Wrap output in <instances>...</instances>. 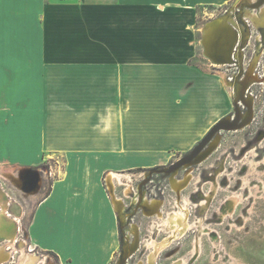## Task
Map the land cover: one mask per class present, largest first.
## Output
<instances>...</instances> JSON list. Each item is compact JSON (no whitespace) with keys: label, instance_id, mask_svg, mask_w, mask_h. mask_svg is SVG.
Returning <instances> with one entry per match:
<instances>
[{"label":"crops","instance_id":"1","mask_svg":"<svg viewBox=\"0 0 264 264\" xmlns=\"http://www.w3.org/2000/svg\"><path fill=\"white\" fill-rule=\"evenodd\" d=\"M227 1L3 0L0 185L20 214L7 212L16 218L9 222L24 220L34 201L22 224L27 247L56 264H111L121 236L106 177L114 182L111 174L170 159L160 141L186 151L208 131L223 80L189 64L198 53L182 18ZM76 43L88 48L66 51ZM181 88L189 91L179 100ZM49 162L55 177L47 193L46 175L37 187L31 175L28 190L10 196L9 177L16 186L21 173L42 175Z\"/></svg>","mask_w":264,"mask_h":264},{"label":"rangeland","instance_id":"2","mask_svg":"<svg viewBox=\"0 0 264 264\" xmlns=\"http://www.w3.org/2000/svg\"><path fill=\"white\" fill-rule=\"evenodd\" d=\"M253 1L228 0L222 5L199 7L191 15L183 14L186 25L192 27L198 53L189 64H196L223 80L218 109L216 114L209 112L204 130L209 131L224 117L234 116L236 105L240 119L250 116L251 120L240 129L220 131L215 136L217 142L209 144L200 159L174 173L164 170L192 148L185 151L168 146L173 141L163 140L160 142L164 143L166 151H170V159L154 166L118 172L121 175L111 174L114 176L113 198L118 209L121 236V247L111 264H150L154 253V264H264V26L259 22L260 17L264 18V4H250ZM213 24H218V28L211 31L218 41L216 53L222 57L218 64L205 54V33ZM86 48L88 44L76 43L67 45L66 51H85ZM44 51L51 50L46 46ZM250 74L255 75V80L249 84L238 104L236 92L240 85L235 78L240 75L239 78L244 80ZM185 91L189 90L180 89L179 100L186 97ZM181 106L186 107V102H181ZM162 156L155 158L162 159ZM151 159L136 158L141 164L154 161ZM130 161H134L133 157ZM50 166L55 164H46L48 169ZM27 173L24 171L18 175L21 180L16 177V186L12 185L11 177L3 183L11 197L17 195L14 193L16 187L28 190L24 181ZM53 174L55 177V172ZM50 178L44 182V193L49 191L53 182ZM173 180L178 188L174 187ZM0 190L6 194L1 185ZM5 198L7 201L0 198L2 222L14 218L7 212L13 215V211L15 216H20L13 209L16 201L10 202L7 194ZM33 205L34 201L26 204L24 220L18 222L21 232L15 223L17 231L13 242L0 229V249L8 253L0 264H27L25 255H37L46 260L41 264H56L52 254L51 258L34 254L37 250L31 252L27 242L19 240L23 235L22 224L28 223ZM179 212L188 214L191 225L184 233L176 227L175 217ZM167 239L169 243L157 250V245ZM127 248L129 253H126Z\"/></svg>","mask_w":264,"mask_h":264},{"label":"bare ground","instance_id":"3","mask_svg":"<svg viewBox=\"0 0 264 264\" xmlns=\"http://www.w3.org/2000/svg\"><path fill=\"white\" fill-rule=\"evenodd\" d=\"M253 3H256V4H258V5H260V3H263L264 4V0H254L253 2H251L250 4H253ZM263 7V6H262ZM262 9V8H261ZM258 14H259V12H258ZM257 17H259V16H257ZM226 22V21H225ZM259 22L261 23V25H263L264 26V18L263 17H260L259 18ZM220 27V26H219ZM215 28H218V24L216 25V24H213V25H211L209 28H207V30H206V33H205V38H204V44H205V47H206V50H205V54H206V56H208L209 58H211V59H213L215 62H217V64L221 61L220 60V58H222V57H219V55L216 53L217 51V47H218V45H217V43H218V41H217V39H216V37L215 36H212V29H215ZM219 29H221V28H219ZM222 29H223V27H222ZM221 33V32H220ZM219 50H220V48H219ZM242 55V54H241ZM221 56V55H220ZM258 57L259 56H257L256 57V61H257V59H258ZM227 59V58H226ZM239 59L240 60H242V58H241V56H239ZM224 60V59H223ZM228 63V62H227ZM253 71H251V73H252ZM239 76L240 75H238V76H236V78H235V81L240 85L239 86V88H237V92H236V101H237V103L239 104V101L240 100H242V98L244 97V93H245V91L247 90V87H249V84L251 83V82H253L254 80H255V75L254 74H250L248 77H246L244 80H241L240 78H239ZM245 100V99H244ZM243 100V101H244ZM242 101V102H243ZM250 102V101H249ZM250 114H251V112H250ZM225 118V117H224ZM227 119H229V120H233L234 118H232V117H227ZM250 120H251V117L250 116H248L247 117V119H244V120H241L240 119V124H242L243 126L242 127H244V126H246V125H248L249 123H250ZM217 142V138L215 139H213L212 141H211V143L214 145L215 143ZM210 143V144H211ZM205 151V150H204ZM204 151L202 152V154H201V156L198 158V159H200L203 155H204ZM197 159V160H198ZM187 166H189V165H185L184 167H187ZM176 172V171H175ZM174 173V172H173ZM26 174V173H25ZM115 175V174H114ZM31 175L29 174V173H27V175H25L24 176V181H25V184H27V187L26 188H29L28 187V185H29V177H30ZM119 176V175H118ZM120 177V176H119ZM121 178V177H120ZM176 178V177H175ZM17 179L19 180L20 178L19 177H17ZM174 179V178H173ZM177 180V179H176ZM176 180H173L172 182H173V184H174V187L175 188H178V185H177V182H176ZM24 185V184H23ZM160 202V201H159ZM154 203H156V204H159L158 203V201H154ZM4 206V205H3ZM206 207V206H205ZM4 210V209H3ZM187 210V209H186ZM160 215V214H159ZM174 216V215H173ZM1 220V219H0ZM3 220V219H2ZM2 220L0 221V229H2L3 230V232H4V235H5V233H6V238L9 240V241H12L13 242V239H15V236H16V232H15V230H16V225H15V221L14 220H10V222L9 221H5V222H2ZM175 222H177L178 224H177V226L176 227H178V229H179V231H181L182 233H184V232H186L189 228H190V223H189V221H188V214L187 213H178V214H176V217H175ZM132 231H133V233H137V231L133 228L132 229ZM3 234V233H2ZM168 242V239H167V241L166 242H164V243H160V244H158L157 245V250H159L161 247H163L164 245H165V243L166 244H168L167 243ZM168 247V246H167ZM197 247V246H196ZM165 248V247H164ZM163 248V249H164ZM4 249L3 248H1L0 249V261L1 260H5L6 259V257H7V254L8 253H6V252H4L3 251ZM162 250V249H161ZM3 252H4V254H3ZM129 253L130 252V250L127 248V250H126V253ZM26 253V252H25ZM24 253V254H25ZM27 254V253H26ZM25 258L27 259L26 260V262H27V264H41L42 262L43 263H45V261L46 260H44L43 258H40V257H38L37 255H25ZM155 259H156V254L154 253V254H152V256H151V258H150V264H154V261H155Z\"/></svg>","mask_w":264,"mask_h":264},{"label":"water","instance_id":"4","mask_svg":"<svg viewBox=\"0 0 264 264\" xmlns=\"http://www.w3.org/2000/svg\"><path fill=\"white\" fill-rule=\"evenodd\" d=\"M233 120L227 119V117L216 122L210 130L203 136L201 140L182 158L174 162L169 168H166L164 171L167 173H173L175 171L180 170L185 165L194 163L202 154V152L208 147L211 141L215 138V136L222 130H235L242 128V124H240V110L236 105L235 115L232 116ZM30 175H32L31 181L33 182V186L41 185V176L37 170L28 171ZM34 172V174H33ZM19 229V226H17Z\"/></svg>","mask_w":264,"mask_h":264},{"label":"built area","instance_id":"5","mask_svg":"<svg viewBox=\"0 0 264 264\" xmlns=\"http://www.w3.org/2000/svg\"><path fill=\"white\" fill-rule=\"evenodd\" d=\"M40 172L42 173V175L40 174V176H41V181H42V176H44V175H46V178L47 179H49L50 177H52V178H54L53 176H54V174H53V172H52V170L51 169H48V168H41L40 169ZM109 175V174H108ZM123 175V174H122ZM46 179V180H47ZM51 179V178H50ZM106 183H107V188L109 189V191H113V187H114V183H113V180H112V178L110 177L109 178V176L108 177H106ZM112 193V192H111Z\"/></svg>","mask_w":264,"mask_h":264},{"label":"flooded vegetation","instance_id":"6","mask_svg":"<svg viewBox=\"0 0 264 264\" xmlns=\"http://www.w3.org/2000/svg\"><path fill=\"white\" fill-rule=\"evenodd\" d=\"M33 174H34V172H33ZM23 236H25L26 237V235L24 234ZM26 240H27V237L24 239V241L26 242ZM19 243V245L21 246V243L20 242H18ZM28 244H26V246H27ZM34 251H36L35 249H31V252H34ZM34 254H40L39 256H46L47 258H49V256H50V253L49 254H41L38 250H37V252H34Z\"/></svg>","mask_w":264,"mask_h":264},{"label":"snow or ice","instance_id":"7","mask_svg":"<svg viewBox=\"0 0 264 264\" xmlns=\"http://www.w3.org/2000/svg\"><path fill=\"white\" fill-rule=\"evenodd\" d=\"M3 3V0H0V4H2Z\"/></svg>","mask_w":264,"mask_h":264},{"label":"trees","instance_id":"8","mask_svg":"<svg viewBox=\"0 0 264 264\" xmlns=\"http://www.w3.org/2000/svg\"><path fill=\"white\" fill-rule=\"evenodd\" d=\"M139 169H142V168H139Z\"/></svg>","mask_w":264,"mask_h":264}]
</instances>
